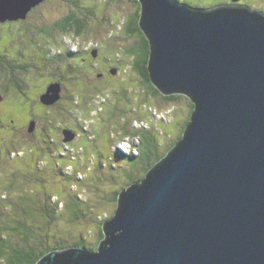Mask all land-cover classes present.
<instances>
[{
  "label": "water",
  "instance_id": "1",
  "mask_svg": "<svg viewBox=\"0 0 264 264\" xmlns=\"http://www.w3.org/2000/svg\"><path fill=\"white\" fill-rule=\"evenodd\" d=\"M43 1L0 0V21L25 19ZM138 1L150 79L164 95H187L191 120L166 156L120 191L96 250L54 249L37 264H264V13ZM60 97L53 82L40 100Z\"/></svg>",
  "mask_w": 264,
  "mask_h": 264
},
{
  "label": "rangeland",
  "instance_id": "2",
  "mask_svg": "<svg viewBox=\"0 0 264 264\" xmlns=\"http://www.w3.org/2000/svg\"><path fill=\"white\" fill-rule=\"evenodd\" d=\"M179 1L200 9L236 3L264 13V0ZM137 6L136 0H44L25 19L0 21V95L7 98L0 104V227L13 245L24 238L11 227L26 226L29 243L48 236L52 244L65 241L70 248L83 240L82 247L96 250L103 224L115 215V193L142 179L181 138L191 99L152 94L125 51L136 37L120 27ZM88 8L94 12L85 15L80 35L55 26L68 13L83 16ZM97 46L113 65L121 59L124 70L92 87L97 75L80 58ZM59 80L65 83L61 101L44 115L38 112L37 129L30 132L29 106L43 110L42 90ZM10 113L22 126L19 134L9 130ZM64 127L77 136L65 141ZM136 130L146 138L140 148Z\"/></svg>",
  "mask_w": 264,
  "mask_h": 264
},
{
  "label": "trees",
  "instance_id": "3",
  "mask_svg": "<svg viewBox=\"0 0 264 264\" xmlns=\"http://www.w3.org/2000/svg\"><path fill=\"white\" fill-rule=\"evenodd\" d=\"M136 1H138V0H136ZM140 14H141V11H140V6H139L138 10L136 12L135 18H134L136 23L139 20ZM86 22H87V19H85V17L82 18L75 13H71V14L65 16L62 20L56 22L55 26L60 27L61 24L64 23L65 26H63V28H61V29L64 31V33H66L68 31H70L72 29V27L75 25V26H77L75 34L80 35L82 30L86 26ZM139 30L141 31L140 32L141 35L144 37L146 47H145L144 53H140L137 55V59L133 63V67L137 71L138 75L140 74L139 76L143 79V82L146 84L147 88L150 90V92L152 94H158L159 93L166 99L174 100L175 98L181 96L182 94L177 93V94H171V95H164L152 83V81L150 79L149 68H148V61H149V54H150L149 41H148L146 35L144 34V32L141 30V28H139ZM193 110H194V104L192 103L191 114H192ZM191 114H190V117L188 118V120L186 121L184 130L186 129V126L189 124V122L191 120ZM133 135L134 136H142L141 137L142 139L139 142V148H140V146L142 144H144V141L146 138L143 136L142 132L139 130H136L133 133ZM182 136H183V134L181 135V138H182ZM173 147L174 146H172V148ZM140 155H141V150L138 149L137 155H135V156H140ZM163 157H161V159ZM161 159H159V161ZM159 161L154 162L146 170V173L152 167H154ZM145 175H144V177H145ZM142 179H140L137 182H140ZM132 183H136V181L135 182H129L128 184L130 185ZM129 185H127V187ZM120 191L118 190L115 193L114 199L116 201H118V196H119ZM11 229H12L11 231H13L15 233L22 234V236L24 238V243L22 245H13L14 243L9 242V235H8L7 231L4 230V227H0V264H37V262L44 255L49 253L50 251H52L54 249L69 248L68 247L69 244L66 243L65 241H60V242H57L55 244H52L50 241L48 242L47 241L48 236H43V238H39V236H38V237H36V239H32L33 241L29 243V240L32 237V233L28 231V228L26 226L23 229H20L19 227H11ZM102 236L104 237L103 231H102ZM47 242L50 244H46ZM74 245L84 246L86 244H85V241L80 240V241H77Z\"/></svg>",
  "mask_w": 264,
  "mask_h": 264
},
{
  "label": "flooded vegetation",
  "instance_id": "4",
  "mask_svg": "<svg viewBox=\"0 0 264 264\" xmlns=\"http://www.w3.org/2000/svg\"><path fill=\"white\" fill-rule=\"evenodd\" d=\"M233 4H236V3H233ZM79 6H84V5H79ZM138 7L139 6H137L136 10L134 12H132L131 14H129L126 19H123V24L124 25L120 27L122 29L123 34L125 36H127L128 38L136 37V42L134 44L130 45V46H127L126 49H125V51L128 54H131L130 56L133 59L132 62H131V68L133 66V63L137 59V55L140 54V53H144L145 52V47H146V43L144 41V37L141 35V33H140L141 31L139 30V28H141L139 20L137 22L138 24L134 20L136 12L138 10ZM140 9H141V6H140ZM93 12H94V9L88 8L87 12L83 16L82 15H79V16L84 18L85 15H87L88 13L93 14ZM71 13H75V12H70L68 14H71ZM85 19H87V18L85 17ZM139 19H140V17H139ZM86 25H87V22H86ZM63 26H65L64 23H62L60 27H57L60 32L63 31L61 29V28H63ZM76 28H77V26L74 25L72 27L71 31H74V33H75ZM113 32L115 34L117 33L115 30H113ZM84 50L85 49L81 50L80 53H83ZM84 53H87V54L84 55V56H81V58H80L81 62L82 63H86L89 66V68H90V73H95L97 75V78H98L96 83L92 84L93 85L92 87H99L100 83L109 82L106 79H109L110 77L113 79V77H115L116 73L113 72V70H116L118 72V69L123 67L122 66V62L120 61L121 59L117 60V64L113 65L111 60H108L101 53V48L98 47V46L95 47V48H92V49L88 48V50H86ZM104 61H106V62H104ZM74 68H76V67H74ZM122 70H124V68H122ZM112 75H114V76H112ZM12 80L14 81V78ZM16 81H18V80H15V82ZM50 82L51 83L59 82L61 84V97L56 103H54L52 105H46V104L42 103L41 100H38L39 102H41V105L43 107V110H41V111L36 109V106H34L33 104H31L29 106V110H28V117H29L28 126L30 125V122L34 120L35 121V125H36L35 129H37V123H38V120H37L38 117H36V115H38L37 113L41 112L40 115H44L46 113L47 109L50 110V108H52V106H54L58 102H60L62 97H63V95H64V89H63V85H65V83L63 84L64 81L62 82V80H59V81H50ZM46 89L47 88H45V90H42V93L40 95L44 94ZM2 95H3V99L0 101V104L3 103L7 99L6 96H5L6 92H3ZM10 110H14V112H16L17 108H16V106H14ZM16 121H17V116L14 113H10V114L7 115V124L9 125V130H10V132L12 134H19L20 129L22 128V126L19 123L17 124ZM66 128L67 129H72V128H69V127H64L62 129V132ZM73 131L76 133V136H77V134H78L77 131L75 129Z\"/></svg>",
  "mask_w": 264,
  "mask_h": 264
},
{
  "label": "bare ground",
  "instance_id": "5",
  "mask_svg": "<svg viewBox=\"0 0 264 264\" xmlns=\"http://www.w3.org/2000/svg\"><path fill=\"white\" fill-rule=\"evenodd\" d=\"M114 216H115V215H114ZM114 216H113V217H114ZM113 217H112V218H113ZM112 218H111V219H112ZM111 219H110V220H111ZM65 249H66V248H65Z\"/></svg>",
  "mask_w": 264,
  "mask_h": 264
}]
</instances>
